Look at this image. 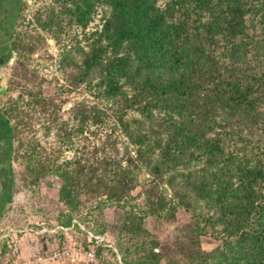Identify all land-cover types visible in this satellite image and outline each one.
<instances>
[{
  "label": "trees",
  "instance_id": "16d2710c",
  "mask_svg": "<svg viewBox=\"0 0 264 264\" xmlns=\"http://www.w3.org/2000/svg\"><path fill=\"white\" fill-rule=\"evenodd\" d=\"M53 1L83 29L99 10L105 22L88 51L78 48L72 86L93 99L76 105L74 130L61 124L64 143L89 140L113 115L114 129L136 149L121 155L93 140L92 151L70 160L39 147L28 153L29 174L53 178L49 188L68 212L62 224L88 202L100 214L114 205L129 210L124 230L143 250L135 264H160L143 222L183 211L197 249L189 264H264V0H171L164 8L159 0ZM56 21L52 14L44 24ZM28 105L56 118L58 106L42 92ZM143 170L156 181L141 211L132 197ZM205 237L222 244L202 251Z\"/></svg>",
  "mask_w": 264,
  "mask_h": 264
},
{
  "label": "rangeland",
  "instance_id": "374dc122",
  "mask_svg": "<svg viewBox=\"0 0 264 264\" xmlns=\"http://www.w3.org/2000/svg\"><path fill=\"white\" fill-rule=\"evenodd\" d=\"M169 1L159 0V6L164 8ZM52 14L57 21L50 28L44 23ZM68 15L53 0H22L11 54L0 68V109H7L4 113L11 121L7 125L11 141L10 184L6 186L7 200L2 201L0 197V229L11 225L26 228L44 222L47 227L54 228L63 225L62 222L68 218L66 208L58 201V191L49 188L48 183L53 178L36 181L29 174L27 155L33 149H47L61 161L73 159L80 151L89 153L93 149V140L121 155L136 151L122 131L114 129L113 115L106 125L88 131L85 138L89 140L74 135L72 144L64 143L61 124L69 123V129L74 130L76 105L93 99L85 86H72V76L81 61L78 48L88 51L93 33L101 32L105 23L101 10L92 15L85 29ZM38 19L42 20V25ZM41 92L45 97L54 99L58 106L54 113L56 118L43 116L38 107L30 112L28 103L32 95ZM15 105L19 107V112L11 113L10 108ZM128 116L138 117V114L129 110ZM107 136H111L112 140ZM138 177L139 186L133 192L132 200L133 205L143 211L146 209V190L155 185L156 180L145 170ZM159 186L166 194H171L167 186ZM100 203L104 204L106 200L102 199ZM96 206L88 202L85 209L73 215L72 221L75 219L78 222L76 232L62 244L63 250H68L73 258H64L62 264H124L123 257L130 264H135L143 250L141 241L132 239L124 230L125 212L129 210L114 205L106 207L100 214ZM188 223L189 217L183 211L168 220L156 217L144 220L143 227L149 233L147 248L150 250L155 244L152 246L154 252L162 255L160 264H189L191 255H197V249L189 244ZM220 244V238L205 237L201 239V250L210 252ZM54 245L53 238L47 236L39 240L37 249L50 254ZM25 246L26 256L36 252L32 240H27Z\"/></svg>",
  "mask_w": 264,
  "mask_h": 264
},
{
  "label": "built area",
  "instance_id": "2783aa9c",
  "mask_svg": "<svg viewBox=\"0 0 264 264\" xmlns=\"http://www.w3.org/2000/svg\"><path fill=\"white\" fill-rule=\"evenodd\" d=\"M77 224L74 219L69 227L57 225L49 228L44 222L26 228L11 225L0 229V264H62L64 258H73L68 250H63L62 244L69 236L72 238ZM47 236L56 243L50 254L37 249L39 240ZM27 240L35 243L33 248L36 252L30 256L25 255Z\"/></svg>",
  "mask_w": 264,
  "mask_h": 264
},
{
  "label": "flooded vegetation",
  "instance_id": "af4514ba",
  "mask_svg": "<svg viewBox=\"0 0 264 264\" xmlns=\"http://www.w3.org/2000/svg\"><path fill=\"white\" fill-rule=\"evenodd\" d=\"M12 0H0V68L4 65V59L8 48L11 49V42L13 40V35L7 42L6 39V28L7 19L9 18L8 9L9 4ZM5 117L3 116L0 109V197L2 201L7 200V188L10 184V175L8 174V136L5 133ZM7 137V138H6Z\"/></svg>",
  "mask_w": 264,
  "mask_h": 264
},
{
  "label": "crops",
  "instance_id": "0c3cea01",
  "mask_svg": "<svg viewBox=\"0 0 264 264\" xmlns=\"http://www.w3.org/2000/svg\"><path fill=\"white\" fill-rule=\"evenodd\" d=\"M21 6H22V0H12L10 1V4H9V9H8V14H9V18L7 19V24L5 25V28H6V41L8 42L10 37L14 34L15 32V27H16V20L19 16V13H20V9H21ZM10 54H11V49L8 48L7 52H6V56H5V59H4V64L6 63V61L9 59L10 57ZM3 66V65H2ZM7 122H6V119H5V127H6V130H5V133L7 134L8 138H9V134H8V130H7ZM7 138V137H6ZM8 162L10 163V152H11V141L10 139H8ZM8 174L10 175V165L8 167ZM0 175H1V170H0Z\"/></svg>",
  "mask_w": 264,
  "mask_h": 264
}]
</instances>
